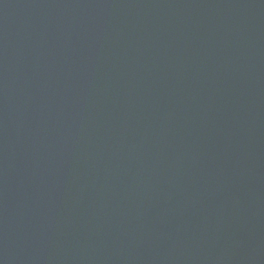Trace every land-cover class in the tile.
<instances>
[{"label":"water","instance_id":"water-1","mask_svg":"<svg viewBox=\"0 0 264 264\" xmlns=\"http://www.w3.org/2000/svg\"><path fill=\"white\" fill-rule=\"evenodd\" d=\"M0 264H264V0H0Z\"/></svg>","mask_w":264,"mask_h":264}]
</instances>
